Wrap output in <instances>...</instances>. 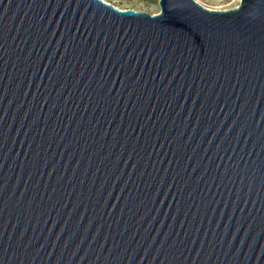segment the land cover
<instances>
[{
	"label": "water",
	"instance_id": "1",
	"mask_svg": "<svg viewBox=\"0 0 264 264\" xmlns=\"http://www.w3.org/2000/svg\"><path fill=\"white\" fill-rule=\"evenodd\" d=\"M0 0V264H264V0Z\"/></svg>",
	"mask_w": 264,
	"mask_h": 264
},
{
	"label": "rangeland",
	"instance_id": "2",
	"mask_svg": "<svg viewBox=\"0 0 264 264\" xmlns=\"http://www.w3.org/2000/svg\"><path fill=\"white\" fill-rule=\"evenodd\" d=\"M119 10H134L151 16L161 12L160 0H104ZM201 6L213 11H230L240 5V0H195Z\"/></svg>",
	"mask_w": 264,
	"mask_h": 264
},
{
	"label": "built area",
	"instance_id": "3",
	"mask_svg": "<svg viewBox=\"0 0 264 264\" xmlns=\"http://www.w3.org/2000/svg\"><path fill=\"white\" fill-rule=\"evenodd\" d=\"M240 2H241V0H240Z\"/></svg>",
	"mask_w": 264,
	"mask_h": 264
}]
</instances>
